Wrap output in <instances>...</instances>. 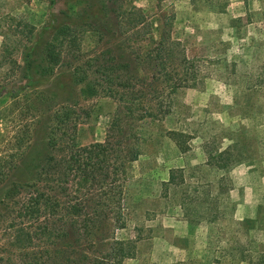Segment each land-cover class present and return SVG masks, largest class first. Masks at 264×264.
<instances>
[{
	"label": "rangeland",
	"instance_id": "374dc122",
	"mask_svg": "<svg viewBox=\"0 0 264 264\" xmlns=\"http://www.w3.org/2000/svg\"><path fill=\"white\" fill-rule=\"evenodd\" d=\"M116 1L0 0V88L17 94L0 97V155H15L17 131L27 129L29 135L0 196L26 179L30 163L45 155L55 111L66 107L78 118L81 145L102 142L118 115L141 151L129 168L125 228L110 222L100 232L101 239L133 241L122 264H264V0ZM129 8L147 19L136 29L138 12H125ZM153 19L159 23L153 25ZM62 24L82 34L83 48H93L107 62L113 55L121 65L128 35L144 39L161 27L193 61L196 85L172 91L156 88V78L133 81L129 97L149 104H141L131 118L103 90L86 100L64 68L53 76L41 74L42 47ZM29 54L38 69L34 85L20 90L27 83ZM117 94L125 99V89L118 87ZM163 112H169L167 118ZM182 131L191 138L184 153L171 139ZM233 142L249 162L229 170L230 191L220 194L222 172L207 167L205 148L224 150ZM171 172L174 181L168 183Z\"/></svg>",
	"mask_w": 264,
	"mask_h": 264
},
{
	"label": "trees",
	"instance_id": "16d2710c",
	"mask_svg": "<svg viewBox=\"0 0 264 264\" xmlns=\"http://www.w3.org/2000/svg\"><path fill=\"white\" fill-rule=\"evenodd\" d=\"M116 3L111 0V5ZM132 10L138 12L134 15L139 20L132 27L136 29L139 21L146 18L140 9L125 12ZM158 23L159 19H153V25ZM136 36L126 37L131 43L125 47V63L121 65L115 63L113 55L111 63L101 60L93 48H83L82 34L62 24L53 29L42 47L41 74L53 76L64 68L84 99L103 90L105 97L121 102V113L126 118H131L141 104H149L145 99L129 97L134 91L133 81L156 78V88L168 87L172 91L196 85L194 63L179 49L180 42L169 31L158 27L144 39L138 33ZM30 56L25 57L27 83L20 90L34 85L33 74L38 67L34 70ZM118 72L128 75L116 77ZM118 87L125 89V99L117 94ZM3 95L17 98L7 87L0 88V97ZM73 115L66 107L51 115L45 155L30 163L26 179L12 183L0 196V264H122L131 255L133 241L101 239L100 232L110 222L125 228V189L130 165L141 154L139 145L130 141L127 121L124 123L118 115L108 125L102 142L81 145L75 133L78 118ZM148 115L152 117L153 113ZM168 115L163 112L162 118ZM14 139L15 155H0V185L23 157L28 130L17 131ZM171 139L179 152L188 150L186 142L191 138L187 133L173 132ZM205 152L207 167L222 172L218 192L227 194L229 170L249 160L234 142L224 150L207 146ZM173 181L171 172L168 183ZM211 185L208 182L203 191L207 199Z\"/></svg>",
	"mask_w": 264,
	"mask_h": 264
}]
</instances>
